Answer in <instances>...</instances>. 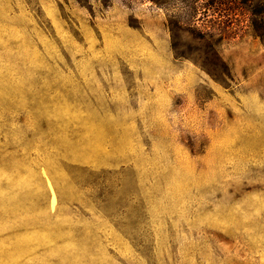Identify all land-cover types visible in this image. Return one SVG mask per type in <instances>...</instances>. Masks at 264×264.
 <instances>
[{
  "label": "rangeland",
  "instance_id": "1",
  "mask_svg": "<svg viewBox=\"0 0 264 264\" xmlns=\"http://www.w3.org/2000/svg\"><path fill=\"white\" fill-rule=\"evenodd\" d=\"M260 0H0V264H264Z\"/></svg>",
  "mask_w": 264,
  "mask_h": 264
},
{
  "label": "trees",
  "instance_id": "2",
  "mask_svg": "<svg viewBox=\"0 0 264 264\" xmlns=\"http://www.w3.org/2000/svg\"><path fill=\"white\" fill-rule=\"evenodd\" d=\"M255 12L258 16V19L254 22L255 35L264 39V0L257 3Z\"/></svg>",
  "mask_w": 264,
  "mask_h": 264
}]
</instances>
